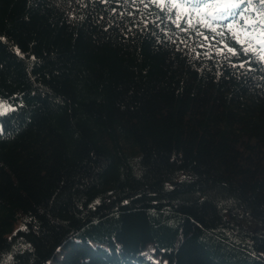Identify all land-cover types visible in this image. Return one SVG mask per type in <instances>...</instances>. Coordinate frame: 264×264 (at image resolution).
Returning a JSON list of instances; mask_svg holds the SVG:
<instances>
[{"label":"trees","instance_id":"obj_1","mask_svg":"<svg viewBox=\"0 0 264 264\" xmlns=\"http://www.w3.org/2000/svg\"><path fill=\"white\" fill-rule=\"evenodd\" d=\"M189 13L0 0V264H264V59Z\"/></svg>","mask_w":264,"mask_h":264},{"label":"rangeland","instance_id":"obj_2","mask_svg":"<svg viewBox=\"0 0 264 264\" xmlns=\"http://www.w3.org/2000/svg\"><path fill=\"white\" fill-rule=\"evenodd\" d=\"M212 2L172 0L178 14L191 10L188 17L194 21L197 40L204 48L213 49L217 53L226 51L239 54L245 59H264V26L258 21L253 3L249 0H220L214 11L203 13L204 8ZM148 260L152 261L150 258Z\"/></svg>","mask_w":264,"mask_h":264}]
</instances>
